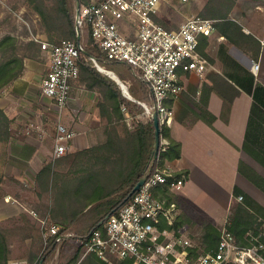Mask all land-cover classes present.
Returning <instances> with one entry per match:
<instances>
[{"label":"crops","instance_id":"obj_1","mask_svg":"<svg viewBox=\"0 0 264 264\" xmlns=\"http://www.w3.org/2000/svg\"><path fill=\"white\" fill-rule=\"evenodd\" d=\"M190 15L186 12L179 20L163 21L169 28H177ZM203 46V56L210 63L206 74H183L184 90L169 101L175 112L169 131L181 144V156L164 159L163 163L178 172H187L184 187L173 192L184 224L209 222L222 229L231 215L234 199L242 196L250 200L252 208V198L261 203L260 197H264V192L239 170L243 161L264 176V0H237L229 18L217 21L213 34L204 37ZM254 63H258L257 69L253 68ZM39 72L37 64L26 59L22 75L0 91V107L13 119L11 138L0 142V176L8 180L0 197L1 223L18 220L23 213L37 219L31 211L39 215L45 211L42 203L48 202L49 197L42 191L49 175L42 170L49 165L57 171L65 168L53 157L59 123L75 132L68 142L70 151L91 149L105 141L107 119L100 116L98 94L78 87L74 81L70 103L61 109L43 94L39 100L36 98V88H41L43 79ZM33 100L56 107L55 124L24 113L25 106L33 104ZM123 110L128 126L136 125ZM118 132L124 135L121 129ZM116 158L104 168L93 156L80 158L83 171H74V184L79 185L80 180V184L87 185L84 190L80 188L75 204L87 211L98 196L120 187L122 169ZM236 188L241 190L239 194L235 193ZM123 191L113 192V196L117 195L113 201ZM7 196L12 199L7 201ZM114 203H107L105 209L116 210L117 206L111 205Z\"/></svg>","mask_w":264,"mask_h":264},{"label":"built area","instance_id":"obj_2","mask_svg":"<svg viewBox=\"0 0 264 264\" xmlns=\"http://www.w3.org/2000/svg\"><path fill=\"white\" fill-rule=\"evenodd\" d=\"M161 5L162 0L80 2L75 15L80 40L51 43L36 38L49 54V67L41 82L42 94L61 109L69 105L72 84L80 77L78 60L84 50L82 37L87 31L107 60L132 66L149 85L152 102H142L145 112L152 117L157 111L161 127L170 128L175 112L169 101L184 90L182 75L204 76L210 67L200 52V44L202 37L213 34L217 20L195 14L177 28L165 27L157 21ZM90 59L96 67L102 66L95 57ZM253 68L257 69L258 63ZM74 135L66 125L58 124L55 159L67 154L68 142ZM168 144V138L161 135L159 154ZM176 172L166 166H155L145 183L110 213L99 228L76 241L83 246V256L93 253L106 261L111 257L129 258L135 264H264L263 230L253 236L255 243L243 245L224 227L217 246L207 248L186 224L178 225L181 214L178 202L156 194L163 186L172 192L184 187L187 175L177 176ZM31 213L38 217L35 211ZM39 226L46 246L53 236L59 242L74 236L69 232L60 235L62 226L48 216L39 218ZM247 236L252 240V231ZM60 250L58 246L56 252ZM9 263L37 264L27 259H11Z\"/></svg>","mask_w":264,"mask_h":264},{"label":"trees","instance_id":"obj_3","mask_svg":"<svg viewBox=\"0 0 264 264\" xmlns=\"http://www.w3.org/2000/svg\"><path fill=\"white\" fill-rule=\"evenodd\" d=\"M40 0H30L34 9L39 12L40 16L46 20V24L52 20L50 15H47L45 8L39 6ZM53 10L58 15L59 20H63V28L57 35H53L50 29L45 28L49 36L48 41L58 43L63 39H72L78 41V31L76 28V9L71 7L72 0H54ZM82 0L80 2H83ZM237 0H206V4L201 11V16L213 18L217 21L226 20ZM43 4V2H42ZM157 21L163 26L167 24L157 17ZM53 25V23L51 24ZM64 37V38H63ZM89 42H85L84 50L78 60L80 67V77L76 82L81 83L89 90H97L101 94V99L98 103L100 108V116L102 119H107L104 135L105 141L95 147L87 150L68 151L62 157L56 158L57 163L65 167L61 171L54 169L52 165L43 168L42 172L49 175L48 181L43 194L49 197V201L42 203L45 209L42 215L38 214L37 219H32L29 215L21 214L19 224L15 226L6 225L0 222V264H10L11 259L26 257L29 261H36L37 264H47L53 258L58 246L64 250L66 246L73 245L79 238L86 237L92 230L100 227V223L113 211L104 209L97 215L95 213L88 214L83 207L77 204V198L81 193L80 188H86L87 184H74L72 174L74 171H83L80 166L81 157H95L99 165L104 168L110 165L112 159H115L122 169L121 185L111 193L98 196V204L115 202L111 204L117 208L130 195L138 181L148 176L157 165L165 166L164 159L172 160L181 156V144L173 139L170 135L169 127H161V135L168 138L169 144L165 151H161L159 158H154L155 145V125L152 117L148 116L145 108L140 102H152L151 90L149 85L139 76L134 68L128 64L107 60L104 54L94 44L93 38ZM87 37V38H88ZM62 38V39H61ZM83 39V37H82ZM204 37L201 38L200 52L203 55ZM41 43L30 40L26 46V51L32 55L30 57L37 58L40 55ZM27 54H20L17 45V39L9 34L4 35L0 39V91L9 83L21 76L25 69L24 59ZM90 57H95L103 68L113 70L111 66L123 65L126 67L125 73L119 72L116 74L123 80L127 81L128 74H132L136 85L130 86L129 90L133 99L124 96L120 85L112 79L108 74L100 71L95 66ZM88 58V59H87ZM142 91L143 94L139 92ZM125 111L136 121V125L129 127L126 122ZM226 109H229V104L226 103ZM12 118L6 114L4 109L0 107V141L8 142L12 135ZM123 131V136L119 135V130ZM77 162L79 164H77ZM85 171L87 168L85 167ZM240 172L245 175L251 182L264 192V176L259 174L249 164L241 161L239 164ZM186 174L184 171H177L176 175ZM3 177L0 176V197L3 195L1 185ZM124 189L121 195H118V200L113 201V192ZM74 191L77 193L74 195ZM241 190L236 188L235 193L239 194ZM161 197L174 199L173 192L168 186H163L156 192ZM250 200L245 202H235L231 215L227 221L226 228L236 237L238 242L243 245H251L256 241L253 236H257L262 230L258 228L259 215L249 205ZM107 206V205H106ZM111 206V207H112ZM88 214V215H86ZM181 215V214H180ZM48 216L49 219L56 224L62 226L60 235L65 233H73V237H64L61 242L57 241V236L50 238L48 245H45L41 228L39 226V218ZM179 216L178 225L185 223ZM11 220V219H9ZM260 225V224H259ZM252 231V240L247 233ZM221 228L212 223H204L201 232V243L207 248L216 247L220 239ZM264 239V238H263ZM20 242L25 249L24 255H15V243ZM28 243V244H27ZM82 244H77L73 255L64 264H108L100 259L96 254L90 253L83 256ZM116 264H134L132 259H123Z\"/></svg>","mask_w":264,"mask_h":264},{"label":"rangeland","instance_id":"obj_4","mask_svg":"<svg viewBox=\"0 0 264 264\" xmlns=\"http://www.w3.org/2000/svg\"><path fill=\"white\" fill-rule=\"evenodd\" d=\"M80 1L82 0H72L71 1V7L73 8V10L77 9ZM39 2H40L39 6L43 5V7L45 8V11L47 12V15H50L52 18V20L49 21V24H46V20L44 21V18L40 16L39 12L34 9V6L31 5L30 0H0V39L6 34L14 36L17 39L19 53L27 54V57H25L24 59V64H25L26 59L30 60V62L37 64L39 71H40L39 76L42 79L49 67V58H48L49 54L48 52L44 51L42 47H40L41 51H40L39 57L37 58L30 57L32 55H30L26 51V46L28 45V42H30V40L38 42L36 38H39V37L42 39L48 40L49 36L45 28L50 29V32H52L53 35H55V37L57 38L58 37L57 35L63 28L64 21L59 20L58 15L53 10V7H54L53 3L55 2L54 0H40ZM205 4H206V0H205V3L203 4H202V0H162L161 10H160L161 16L160 18L159 17L158 18L161 20H165V19L172 20L174 18L179 20V18L184 17V13L186 12L190 13L191 14L190 16L195 15V14L201 15V11L203 7L205 6ZM52 23L53 25H51ZM84 34H85L83 36L84 39L82 41L85 44V42L86 43L89 42L90 38L88 37L87 31ZM42 51H44L45 53H42ZM111 68L114 69L117 73H119L120 71H123L124 68L126 69L125 66H121L117 68V65L111 66ZM126 72L128 74L127 76L128 80L123 81V82L128 87L136 85L135 80L132 78V74L129 73L128 71ZM76 85H78V87L79 86L82 87L84 90L96 92L98 94L97 96H98V103H99L101 99V94L97 90H89L84 85H81V83L79 82H77ZM36 90H37L36 98L39 100L40 97L42 96L41 88L37 86ZM55 108L56 107L52 104L41 103L40 101L33 100V104H28L27 106H25L23 110H24V113L28 114L32 118H36V120H42L43 122H46L48 124H55L54 122V115H56ZM24 117L26 118L25 115ZM25 118H23L24 119L23 121H30V120H25ZM12 122H13V119H12ZM45 140H47V138H45ZM46 142H49V140ZM2 143H6V142H2ZM53 157H54V154H53ZM56 161L57 160H55V162ZM5 187L6 188L8 187V180L3 177V184L1 185V188H2V191L4 192H5V189H4ZM84 189L85 187L82 188V190ZM234 200L235 202H239L238 198ZM245 201H246V198H243L240 202H245ZM252 201L254 202L253 203L254 207L253 206L252 207L256 211V213L259 215L258 228L259 230L261 229L264 231V205L261 204L262 202H264V197L262 196L260 197L261 203L259 201H256L253 198H252ZM105 207H106L105 203L103 206V203L98 204V202H96L94 205L90 207V209L88 210V214L95 213L97 215L99 212L104 211ZM19 221H22L21 217L18 220L7 219L3 223H6V225L15 226L19 224ZM202 225L203 224H201L200 222L198 223L195 222V223L187 225L188 230L191 232H194L199 241H200V238L202 239L201 237ZM72 243L74 244L70 246H66L64 250H60L59 252H56L53 258L50 259L47 264L66 263L70 258L68 256L73 255L75 247L77 246L76 242H72ZM200 244L202 245V243ZM15 250H16L15 255L17 256L21 254L22 255L25 254V249L20 242L15 243ZM17 259H27L28 260V258L26 257H20ZM120 260H123V259L118 258V257H111L109 261H106V260L104 261L107 262L108 264H116Z\"/></svg>","mask_w":264,"mask_h":264},{"label":"water","instance_id":"obj_5","mask_svg":"<svg viewBox=\"0 0 264 264\" xmlns=\"http://www.w3.org/2000/svg\"><path fill=\"white\" fill-rule=\"evenodd\" d=\"M81 39V35L78 34V40ZM98 69L106 74H108L112 79H114L121 87L124 95L130 96V91L128 89H125V83L112 71H104L101 67H98ZM128 92V93H127ZM152 119L154 121L155 125V145H154V158L157 159L159 157V151H160V145H161V124L158 116V112L154 111L152 115ZM147 176L142 177L138 183L133 188L130 195L126 198V200L131 197L146 181ZM125 200V201H126Z\"/></svg>","mask_w":264,"mask_h":264},{"label":"bare ground","instance_id":"obj_6","mask_svg":"<svg viewBox=\"0 0 264 264\" xmlns=\"http://www.w3.org/2000/svg\"><path fill=\"white\" fill-rule=\"evenodd\" d=\"M101 68L104 70V71H108V69H105L101 66ZM125 89H128L127 86L125 85Z\"/></svg>","mask_w":264,"mask_h":264}]
</instances>
